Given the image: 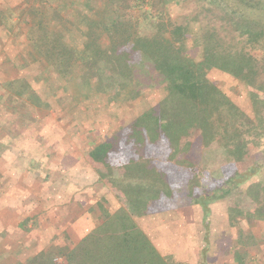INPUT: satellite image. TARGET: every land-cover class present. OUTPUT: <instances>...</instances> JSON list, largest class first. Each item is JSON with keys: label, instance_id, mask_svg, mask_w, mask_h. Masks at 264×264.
I'll return each instance as SVG.
<instances>
[{"label": "rangeland", "instance_id": "obj_1", "mask_svg": "<svg viewBox=\"0 0 264 264\" xmlns=\"http://www.w3.org/2000/svg\"><path fill=\"white\" fill-rule=\"evenodd\" d=\"M59 1L68 8L63 5L55 10ZM148 1L135 8L126 0H0V200L7 198L9 205L6 216L0 217L1 264H21L8 252L21 236H29L24 250L26 264L35 250L53 249L67 233H74L77 240L72 246L77 245L104 221L106 213L119 211L134 221L144 216L137 220L143 228L139 227L147 231L144 233L168 264H185L181 251L189 242L205 251L207 259L215 255L219 264L229 258L225 249L228 252L230 245H237L241 254L250 253L255 231L261 235L264 226L260 220L246 215L264 209L263 91L210 69L206 76L215 92L206 96L207 101L192 103L180 96L171 99L169 84L154 72L146 77L144 64L137 57L133 67L139 85L132 92L126 88L116 96L110 93L99 105H95L97 101L90 104V110L80 117L58 120L59 105L64 104L74 76H59L29 42L38 34L37 23L45 25L50 37L56 35L74 49L89 40V35L95 38L102 33L99 38L105 51L100 57L104 58L110 52L108 34L102 30L104 7L113 6L130 36L149 38L156 35L155 30L138 20L156 0ZM160 1L163 18L183 27L186 55L194 61L202 56L197 39L207 27L217 29L234 48L245 47L264 61L263 49L244 45L234 29L225 26L221 4L215 7L210 0ZM78 11L85 35L71 22ZM149 13L156 15V8ZM130 20H136V25ZM10 35L18 42L10 41ZM15 48L27 52L17 55ZM260 81L264 84V70ZM3 83H11L10 90L3 91ZM35 91L39 100L32 96ZM127 92L137 97L133 100ZM199 92L204 95L202 87ZM46 101L56 103L47 109ZM184 115L194 120L187 128L183 126ZM172 122L177 131L185 128L174 142L164 130L172 129ZM7 139L13 146L4 151ZM99 146L103 150L92 152ZM24 147L36 149L31 150L36 171H30L21 160L27 154ZM48 166L55 170L43 179ZM238 173L244 175L242 179ZM137 189L146 193L144 199L158 194L157 199L150 198L149 210L145 206L134 208ZM17 219L22 224H17ZM3 245L8 250H2ZM18 247L10 251L19 254L22 250L17 251ZM173 250L176 262L169 256ZM52 251L55 264H64ZM221 251L226 255L220 258Z\"/></svg>", "mask_w": 264, "mask_h": 264}, {"label": "trees", "instance_id": "obj_2", "mask_svg": "<svg viewBox=\"0 0 264 264\" xmlns=\"http://www.w3.org/2000/svg\"><path fill=\"white\" fill-rule=\"evenodd\" d=\"M126 1L129 2L130 7L135 8H142L149 4L148 0ZM159 2L161 3L160 0L154 1L156 4L152 3L150 8L143 11L141 19H138L155 30L156 35L149 38L130 36L127 25L118 18L113 6L104 7L103 13L106 17L102 30L108 34L110 48L109 54L104 58L100 57L105 51L99 41L102 33L97 36L98 38L89 35L90 39L85 45L74 49L56 35L50 37L45 25L42 22L37 23L35 31L38 34L33 35L35 31L31 33L33 36L28 39L29 42L38 49L59 76L64 79L74 76L73 82L66 90L67 98L64 104L59 105L61 113L59 122L63 117L66 119L71 116L80 117L90 110L92 107L90 104L97 101L95 105H99L110 93L115 92L113 96H116L123 91V88L132 92L136 85H139V78L133 67L137 57L141 64H144L146 77L154 72L162 81L169 84L168 96L171 99L176 97L179 99L180 96L192 103H197L199 100L207 101L206 96H211L215 92V88L206 76L210 69L226 73L247 86L264 92V84L260 81L264 61H259L245 47L234 48L232 42L225 41L217 29L208 27L197 39L198 42L200 41L203 53L200 60L194 61L186 55L183 27L163 18L162 8L158 6ZM210 4L215 7L221 4L220 11L223 16L221 20L225 26L227 24L234 29L233 32L243 40L244 45L264 50V19H261L264 16V0H210ZM155 8L156 15H150L149 9ZM135 21L130 20L129 23L133 26L136 25L133 23ZM10 87L11 83L1 84L5 92L10 90ZM201 87L204 95L198 93ZM130 92L125 94L134 100L137 96L131 95ZM18 95L22 96V93ZM55 103L46 101L44 105L49 109L51 104ZM184 116L183 126L187 128L194 120L190 119V116ZM6 122L8 121H3V123ZM171 126L172 129L164 130L167 131L166 136L174 142L176 136L185 128L182 127L181 131H177L178 128L174 122ZM165 127H168L167 124ZM30 137L34 138V135ZM32 141L35 140L32 139ZM11 146L13 143L7 139L3 147L4 151H8ZM26 148L24 147V150L27 154L23 155L21 160L30 167V171H36L34 170L36 165L35 167L33 165L36 163L34 153L31 150L37 151ZM103 148V146L96 147L92 152H100ZM2 150L0 149V152ZM57 153L59 154L60 151ZM59 158L60 156L57 159ZM46 168L49 171L46 170L47 173H43V179L52 176L55 170L53 166ZM237 175L238 179L244 176L240 173ZM167 190L169 195L170 190ZM144 193L137 189L134 208L145 206L149 210L148 202L158 197V194L154 193L150 197L151 200L144 199ZM73 240H77L75 235L67 233L60 243L53 245V249L46 247L26 264H55L52 250L63 258L64 264H168L134 219L124 211L106 213L104 221L97 224L77 245L72 246Z\"/></svg>", "mask_w": 264, "mask_h": 264}, {"label": "crops", "instance_id": "obj_3", "mask_svg": "<svg viewBox=\"0 0 264 264\" xmlns=\"http://www.w3.org/2000/svg\"><path fill=\"white\" fill-rule=\"evenodd\" d=\"M65 6L66 8H68L67 7V5L63 2V1H59V3H58V5H56V7H55V5H54V7H55V10L57 9V8H60V7H62V6ZM66 8H63V9H66ZM61 12H62V10H61ZM80 12L78 11V13H77V17L75 18V19H73V21H71L72 22V24H73V26L74 27H80V31H78V32H80V33H84V35L86 34V30H82L81 28V26H82V24H83V20L82 19H79L80 17L79 16H82V14H79ZM61 17V16H60ZM79 17V18H78ZM79 19V20H78ZM65 22H66V19H65ZM67 23V22H66ZM84 25V24H83ZM75 29H77V28H75ZM10 41H15V42H18V38L17 37H11V35H10ZM22 41H24L25 43H26V41H25V39L24 40H22ZM87 41L88 40H84V45L87 43ZM99 41H100V43H101V40L99 39ZM101 46H102V44H101ZM11 48H9L8 50H12V57H13V47L12 46H10ZM24 47H26V44H23L22 45V48H24ZM17 49V48H15V51L17 52V55L20 53V55L22 54V56L23 55H25L26 54V52L27 51H25L24 49ZM51 74H53L52 72H51ZM12 82V81H11ZM31 87H33V86H31ZM61 87V86H60ZM126 88H123V90H125ZM32 91H33V89H31ZM32 96L37 100V98H38V100H39V95L37 94L36 95V91H35V93H33L32 94ZM30 98V97H29ZM136 132V131H135ZM134 132V133H135ZM10 174V173H9ZM14 175V174H13ZM9 176V175H8ZM25 176V175H24ZM11 179H14V176H9ZM15 178H17V177H15ZM21 178H23L24 179V177H21ZM22 179V180H23ZM27 179L29 180V178L27 177ZM264 195V194H263ZM8 208H9V205H8V201H7V198H5V201L3 202L2 200H0V217H1V215L4 217V216H6V214H7V211H8ZM150 208V207H149ZM5 212V213H4ZM148 213H149V211H147ZM233 212H231V214H232ZM252 213H255V214H253V215H251ZM252 213H249V215H246V217H250V218H252V217H255V218H257V220H260L259 222L260 223H262V226H264V209L263 210H261V211H258V212H255V211H253ZM256 216H258V217H256ZM142 217H144V216H137L136 217V223H137V225L138 226H140L141 225V222H138L137 220H140L139 218H141L142 219ZM249 218V219H250ZM259 218V219H258ZM20 219V218H19ZM257 222V221H256ZM19 223H21L22 224V222L20 221V220H18L17 219V224H19ZM258 223V222H257ZM257 223H255V224H257ZM25 227V226H24ZM141 228H143L142 226H140ZM19 230H22V229H20L19 228ZM23 232V231H22ZM144 232L146 233L147 231L146 230H144ZM256 231H255V233H254V240H255V244H254V247L252 246V248L250 247L249 248V252L250 253H244V254H241V253H239L238 251H237V245L236 246H234V245H230L231 247H230V249H229V251L227 252V249H225V251H226V253H228L229 254V258H226V260H225V258H224V260L223 259H219L220 261H219V264H225L226 262L228 263V264H243V262L244 261H246V260H250L251 262H252V264H264V228L262 229V231H260V234L261 235H259V237L256 235ZM74 234V233H73ZM147 237H148V235H147ZM149 238V237H148ZM28 239H29V236H21V240L18 242L17 241V239H16V242L18 243V245H19V247L16 249L17 251L18 250H22V252L21 253H19V254H17V252L16 251H10L11 249H14V248H16L17 246H12L11 245V247L9 248V251L8 252H10L9 254H12V255H14V256H17V262H19V263H21V264H25V262L27 261V259L26 258H24V250L26 249L25 247H27V241H28ZM150 239V238H149ZM13 242V245H14V241H12ZM152 242V241H151ZM6 243H8L7 241H6ZM57 243H55L54 245H56ZM255 245H256V247H255ZM2 247V250H8L4 245L3 246H1ZM46 247H50V246H46ZM46 247H44L43 249H45ZM254 248H255V251L256 250H259V252L258 251H254ZM43 249H38L37 251L35 250L33 253H35V255L37 254V253H39V251H41V250H43ZM185 250V251H184ZM183 251L185 252H183V251H181V253H183L182 254V259H183V263H185V264H218V258H216L215 257V255H210V257H209V259H207L205 256H204V254H205V251L204 252H202V249H200V248H196V245L195 244H190V242L185 246V249H184ZM224 250V249H223ZM26 251V250H25ZM231 251V252H230ZM224 252V251H223ZM222 251L221 252H219L218 254V257H224V255H226V254H224ZM174 250H173V252L172 251H170V255L169 256H171V258H172V260L173 261H175V255H174ZM259 253V255H257ZM185 254V255H184ZM177 255V254H176ZM217 255V254H216ZM31 256V255H30ZM180 255L178 254L176 257H179ZM213 256V257H212ZM24 260V261H23ZM177 261V260H176ZM175 261V262H176ZM262 261V262H261ZM257 262V263H256ZM0 264H1V262H0Z\"/></svg>", "mask_w": 264, "mask_h": 264}]
</instances>
